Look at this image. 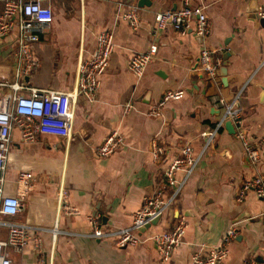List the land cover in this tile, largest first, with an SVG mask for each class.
I'll return each mask as SVG.
<instances>
[{"label":"crops","instance_id":"1","mask_svg":"<svg viewBox=\"0 0 264 264\" xmlns=\"http://www.w3.org/2000/svg\"><path fill=\"white\" fill-rule=\"evenodd\" d=\"M43 2L51 6L52 20L32 45L37 65L22 73L19 82L68 90L75 83L78 61L94 49L96 32L109 29L114 48L98 77L94 99L76 98L68 138L37 135L26 142L13 125L4 188L19 197L21 209L4 219L51 226L57 217L60 227L72 230L128 225L143 195L156 190L161 197L169 195L171 188L164 184L162 172L183 143L195 153L200 132L215 126L222 107L214 97L228 102L237 94L242 127L259 157L252 167L241 142L225 128V120L217 127L211 145L175 199L141 231L142 236L169 229L177 216H184L181 241L164 261L150 242L116 246L107 239L58 233L52 243L49 232L31 230L19 250L6 248L11 264H188L197 244H217L229 226L234 235L226 241V255L217 264H264L262 201L252 190L235 199L244 179L254 173L264 176V67H259L264 58V24L251 12L264 0H188L191 5L202 4L211 23L203 38L189 30L180 34L170 25L153 28L154 14L180 7L181 0H150L142 6L137 0ZM130 5L139 17L135 29L115 17ZM150 42L156 45L155 53L137 77L127 68L129 56L145 50ZM201 44L219 60L213 80L199 68ZM15 51L14 31L0 35V82L14 79ZM168 88L185 92L163 103L159 115L148 114ZM8 90L0 86V95ZM127 101L132 108L124 112ZM112 129L119 132L121 144L109 155H97L94 146ZM151 144L161 148L156 159L151 157ZM24 168L31 172L30 186L19 189L16 174ZM66 207L76 212L62 211ZM4 237L0 228V238Z\"/></svg>","mask_w":264,"mask_h":264},{"label":"built area","instance_id":"2","mask_svg":"<svg viewBox=\"0 0 264 264\" xmlns=\"http://www.w3.org/2000/svg\"><path fill=\"white\" fill-rule=\"evenodd\" d=\"M44 0H0V35L14 31L16 35L14 79L10 82H0V86L7 87L8 93L0 95V228H4L5 237L0 238V264H11L6 248L19 250L26 244L29 231H47L51 242H54L58 233L72 236H84L95 239L110 240L113 245H137L150 242L157 251L160 260L168 258L171 251L180 243L185 227L184 216L179 215L169 229L140 235V227L144 226L154 216L160 213L175 199L177 193L185 183L187 177L194 169L198 160L206 152L213 141L217 127L224 120H229L233 127V135L241 142L242 150L248 163L254 167L258 161L259 152L251 144L242 127L240 109L236 105L237 94L231 101H223L221 97H214L216 104L222 107V112L215 126L207 131L200 132V144L194 153L189 143H183L177 153L171 158L162 172L163 182L171 188L167 197H161L160 190L153 194L143 195L140 206L133 212L128 225L118 228H102L94 225L87 230H72L60 227L57 217L51 226L28 225L25 222L4 219L3 216H14L21 209L18 196L5 192L6 168L10 146V131L13 125L20 129V138L29 142L37 135H54L68 138L74 116L76 98L82 95L91 101L99 84V75L106 69L108 59L114 48L112 33L109 29H102L95 33V45L92 53L78 61L76 66V79L74 85L68 90H57L44 87H35L18 81L22 73H26L37 65L32 45L37 35L52 20V10L49 3ZM49 1V0H47ZM121 4H119V7ZM255 17L263 19L264 3L254 11ZM126 21L133 29L139 24V17L134 5L115 15ZM170 25L180 34L191 31L199 37L207 36L211 31V23L202 4L191 5L188 0H181V6L176 9H162L153 16V28H163ZM156 45L150 42L143 51L133 52L128 59L127 68L135 76H140L146 63L155 53ZM197 60L199 68L205 72L209 80H213L218 73L219 60L213 56V51L205 44H201ZM264 67V58L259 67ZM184 89L168 88L161 93L157 104L152 105L148 114L159 115L161 106L167 100L178 99L183 96ZM132 102L127 101L122 109L128 112ZM264 141V134L262 135ZM122 138L116 129H112L102 141L94 146L99 156L112 153L121 144ZM153 144V143H152ZM151 144V157L156 159L161 148ZM30 170L20 169L16 174L17 185L29 188ZM252 190L262 201V215L264 217V176L254 173L250 178L244 179L237 189L235 199L239 201L244 193ZM61 192L58 191L57 197ZM67 213H75L73 207L62 209ZM234 235V228L229 226L221 235L220 242L207 246L199 243L192 251L188 264H217L227 252L226 241ZM34 244L39 245L37 237ZM41 264V263H37Z\"/></svg>","mask_w":264,"mask_h":264},{"label":"water","instance_id":"3","mask_svg":"<svg viewBox=\"0 0 264 264\" xmlns=\"http://www.w3.org/2000/svg\"><path fill=\"white\" fill-rule=\"evenodd\" d=\"M149 3H150V0H137V2H136V4H137L138 6L149 5ZM255 9H256V6L254 5V6H253V9H251V10H252L251 12L254 13ZM259 21H260L261 23H263V19H259ZM221 70H222V68L220 69V71H221ZM221 74L223 75V71H221ZM221 80H222L223 83H224V80H225L224 77H222ZM224 126H225V128H226L229 132H231V133L233 132V127H232V124L230 123L229 120H225V121H224ZM158 217H159V215L154 216L152 219H150V221H149L148 223H146L144 226L140 227L139 230H140V231H143V229H144L145 227H147L149 224H151V223H155L156 220L158 219ZM262 224L264 225V218L262 219Z\"/></svg>","mask_w":264,"mask_h":264}]
</instances>
